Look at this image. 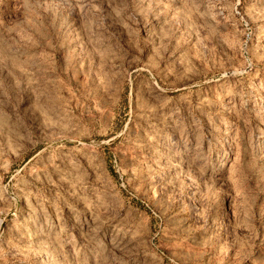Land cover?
I'll use <instances>...</instances> for the list:
<instances>
[{
	"label": "rangeland",
	"instance_id": "obj_1",
	"mask_svg": "<svg viewBox=\"0 0 264 264\" xmlns=\"http://www.w3.org/2000/svg\"><path fill=\"white\" fill-rule=\"evenodd\" d=\"M0 264H264V0H0Z\"/></svg>",
	"mask_w": 264,
	"mask_h": 264
}]
</instances>
